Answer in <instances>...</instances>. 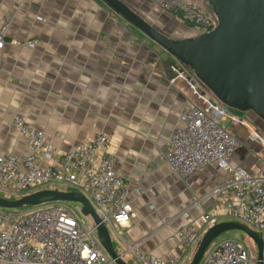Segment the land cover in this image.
<instances>
[{
	"label": "crops",
	"instance_id": "crops-1",
	"mask_svg": "<svg viewBox=\"0 0 264 264\" xmlns=\"http://www.w3.org/2000/svg\"><path fill=\"white\" fill-rule=\"evenodd\" d=\"M7 17L12 18L8 42L35 39L38 46L8 43L0 49L2 153L29 154L26 138L13 126L17 115L44 131L61 151L107 132L117 170L133 188L150 190L133 195L135 218L111 231L124 258L133 255L130 245L137 242L163 259L183 256L173 239L181 226L199 222L204 213L228 221L229 192L203 200L227 182L225 171L212 165L183 181L167 164L169 139L181 126L182 113L190 105L206 107L198 101L195 77L176 58L102 0H0V26ZM178 20L188 39L198 37ZM234 161L252 169L262 166L249 145L239 148Z\"/></svg>",
	"mask_w": 264,
	"mask_h": 264
},
{
	"label": "built area",
	"instance_id": "built-area-1",
	"mask_svg": "<svg viewBox=\"0 0 264 264\" xmlns=\"http://www.w3.org/2000/svg\"><path fill=\"white\" fill-rule=\"evenodd\" d=\"M143 1L177 17L198 36L211 33L219 25L213 13L182 0ZM11 23L12 18L7 17L0 26V49L8 43L36 49L38 41L35 39L7 41ZM205 95L201 98L206 107L190 105L182 113L181 126L169 139L167 164L183 181L212 165L225 171L229 175L227 182L205 195L203 200L229 192L231 197L225 216L258 233L264 241V159L259 156L264 139L253 131L251 143L254 146L250 147V154L261 167L252 169L236 163L234 156L242 142L220 121L222 118L237 121V115L226 113ZM13 126L26 138L29 154L20 158L0 151V194L22 195L49 184L63 183L67 191L82 193L90 200L110 232L135 218L133 195L141 197L150 190L142 186L133 188L117 170L118 156L111 150L107 132L97 134L79 148L61 151L44 131L30 125L23 116L17 115ZM218 223L216 215L204 213L199 222L181 226L173 239L183 256L163 259L145 252L140 242L132 243L130 252L138 264H182L190 249L196 251L204 233ZM208 249L199 264L252 262L247 247L233 238L219 242L209 252ZM0 264L116 263L100 241L96 227L87 226L69 207L48 203L30 211L0 208Z\"/></svg>",
	"mask_w": 264,
	"mask_h": 264
},
{
	"label": "water",
	"instance_id": "water-1",
	"mask_svg": "<svg viewBox=\"0 0 264 264\" xmlns=\"http://www.w3.org/2000/svg\"><path fill=\"white\" fill-rule=\"evenodd\" d=\"M118 15L171 54L227 107L253 112L264 121V0H204L218 18L211 33L179 42L163 34L121 0H102ZM56 202L80 204L91 216L107 253L116 264H130L117 251L110 230L98 217L90 200L82 193L42 189L19 199L0 197V208L23 209ZM239 230L252 239L258 250L256 264H264L261 236L236 221H223L202 236L190 264H199L218 237Z\"/></svg>",
	"mask_w": 264,
	"mask_h": 264
},
{
	"label": "rangeland",
	"instance_id": "rangeland-1",
	"mask_svg": "<svg viewBox=\"0 0 264 264\" xmlns=\"http://www.w3.org/2000/svg\"><path fill=\"white\" fill-rule=\"evenodd\" d=\"M129 1V7L135 11L137 14L142 16L145 20L148 22L154 24L155 26L159 27L161 30L164 32H167L166 34L173 40L179 42L187 38V33L184 31L183 24L175 17H171L168 14L162 13L160 10H158L153 4L142 1V0H128ZM188 4H192L195 6H198L201 8L203 11L206 13H213L212 8L209 6V4L204 1V0H182ZM185 67V66H184ZM187 70V73L190 74V76L195 77L197 81V87H198V101L200 100V103L202 104V92L207 94V97L211 99L212 102L216 103L220 109L225 110L226 113H233V109L227 107L226 105L222 104L216 97L215 95L207 89L195 76L194 72L190 69L185 67ZM199 103V104H200ZM238 120L237 121H232L229 118H222L220 121L221 125L226 127L230 132L235 134L240 141L242 142V145H249L250 147H253L254 144L251 143V136L253 134V131L257 132L260 134L263 139H264V121L260 119L255 113L253 112H245L241 113L240 115L237 116ZM243 122L245 124H243ZM261 153L259 154L261 159H264V148L261 149ZM42 189H56V190H62V191H67L66 188L64 187L63 183H58V184H49L47 186H44L42 188L36 189L34 191H29L22 193L21 196H17L19 198L38 191ZM17 198V199H19ZM10 200V199H9ZM16 200V199H15ZM59 205L67 206L71 210L75 212L77 217L84 222L87 226L93 227L94 226V221L91 218V216L86 215L84 213L83 207L78 204V203H71V202H56ZM33 207L30 208H23L24 211H30L32 210ZM224 220L219 219V222H223ZM228 221H233L232 219L228 218ZM113 233V232H111ZM114 242L116 243L117 247L120 246V242L116 240L115 235H112ZM227 238H233L236 240H239L241 243H243L247 249L249 250V253L251 255L252 262L251 264H256V260L258 258V250L255 245V243L252 241L251 238L246 236L244 233H242L239 230H233L230 232H226L222 234L220 237H218L215 241L211 243L209 246L208 252L211 251L219 242L227 239ZM117 249V248H116ZM195 254V248L190 249L188 252V257L194 256ZM193 258V257H192ZM125 259H131L134 261V264H138L134 258L133 255L127 254ZM191 263V261H190ZM188 263V264H190Z\"/></svg>",
	"mask_w": 264,
	"mask_h": 264
},
{
	"label": "trees",
	"instance_id": "trees-1",
	"mask_svg": "<svg viewBox=\"0 0 264 264\" xmlns=\"http://www.w3.org/2000/svg\"><path fill=\"white\" fill-rule=\"evenodd\" d=\"M233 113L235 114V115H240L242 112H240V111H237V110H233ZM18 195H16V196H14V195H12V196H6V195H3V194H0V197H2V198H6V199H10V200H15V199H17V198H19V197H17ZM19 196H21V195H19ZM25 208H30V207H25ZM20 210H23V209H20ZM115 246H116V244H115ZM117 248V247H116ZM117 251H118V249H117ZM119 252V251H118ZM130 264H133V262L132 261H128Z\"/></svg>",
	"mask_w": 264,
	"mask_h": 264
}]
</instances>
